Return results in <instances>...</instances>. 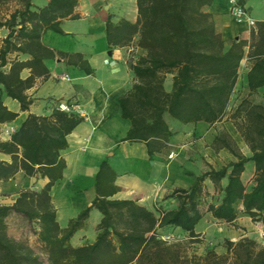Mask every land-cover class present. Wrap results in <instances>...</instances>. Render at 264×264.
Listing matches in <instances>:
<instances>
[{
    "label": "trees",
    "instance_id": "16d2710c",
    "mask_svg": "<svg viewBox=\"0 0 264 264\" xmlns=\"http://www.w3.org/2000/svg\"><path fill=\"white\" fill-rule=\"evenodd\" d=\"M7 1L11 0H0V4ZM12 1H17L20 7L8 17H0V29L7 30L0 45V88L25 111L32 103L26 89L35 75L48 74L43 59L54 57L52 50L41 43V35L48 30L63 34L60 21L78 17L73 13L78 0H47L39 7L32 0ZM210 2L136 0L134 24L122 21L114 26L110 16L107 18L108 44L126 43L137 35V45L146 50L145 56L130 63L136 82L118 103L121 117L130 121L122 141L144 143L149 156L160 152L174 135L166 117L182 124L202 121L211 125L221 121L227 112L243 57V44L233 40L228 49L224 48L212 16L202 10ZM12 53L28 55L30 59L10 60ZM8 65L7 71L3 70ZM25 67L30 68L31 75L22 79L20 72ZM168 73L172 74L169 90L164 86V75ZM247 84L250 94L264 86L261 59H256L249 69ZM16 116L0 97V125ZM230 118L250 155L235 150L226 133L216 135L214 145L229 150L237 161L201 174L188 189L175 190L171 194L177 200L174 208L155 217L132 201L99 196L61 228L50 189L65 168L60 152L68 145L66 137L83 118L59 107L47 115L29 113L8 139L0 138V153L9 157V161L0 159V182L18 171L28 177L47 178L48 182L40 189L21 190L11 205H0V264H42L31 246L7 233L5 218L11 212L37 224V237L46 250L48 264H176V252L159 239L156 230L180 228L191 238L197 236L195 225L201 218L200 195L205 178L218 183L227 177L220 202L208 206L215 219L232 221L238 202L246 214L255 218L264 209V104L247 96L233 109ZM248 162L255 167V184L247 191L240 174ZM96 189L99 193V188ZM92 208L102 214L96 237L91 243L73 247L70 239L84 226ZM226 247L232 259L227 264H264V246L251 239L235 243L226 240ZM208 254L214 256L213 263H220L213 252Z\"/></svg>",
    "mask_w": 264,
    "mask_h": 264
},
{
    "label": "crops",
    "instance_id": "0c3cea01",
    "mask_svg": "<svg viewBox=\"0 0 264 264\" xmlns=\"http://www.w3.org/2000/svg\"><path fill=\"white\" fill-rule=\"evenodd\" d=\"M232 1L243 7L247 18L254 21L253 26L248 21L239 22L234 18L230 12ZM100 5L101 0H93L84 7L83 2L78 0L73 12L78 17L60 21L59 27L63 34L48 30L41 35V43L52 50L54 57L43 59L48 74L35 75L32 85L26 89L25 93L32 99L27 110L22 111L19 103L6 96L0 88L3 104L17 113L13 121L3 123L0 127H12L14 131L29 113L47 115L59 105H71V112L83 118L66 137L68 145L60 152L65 168L62 177L50 189L56 220L61 228L66 227L70 219L99 196L107 200L132 201L159 217L163 211L176 206L177 200L171 196L175 190L188 189L201 174L211 169L219 170L229 162L237 161L232 155L227 162H224V158L220 160L219 167H201L212 153V149L204 145L211 144L218 135L213 128L218 123L210 125L200 121L182 124L173 119L172 123L166 120L174 135L160 152L152 156H149L144 143L122 141L130 121L121 117L118 99L136 82L130 63L145 56L146 50L137 45V35L126 43L108 44V16L115 26L121 17L135 23L137 14L133 10L127 15L122 9L121 14L113 15L112 10H106V6L100 9ZM85 8L88 9L86 14L83 12ZM202 10L212 16L214 28L224 42L225 49L229 48L233 40L243 44V57L238 66V77L227 106L228 111L243 98L264 92L262 86L250 94L247 84V73L253 62L261 59L264 64V0H211ZM0 30L5 32L3 39L7 30ZM10 56V60L30 59L24 54L12 53ZM30 75L28 67L20 72L22 79ZM237 96L241 98L235 102ZM220 125V134L226 133L240 151H243L242 147H247L248 152L243 151L242 155L249 156L250 150L234 124L221 120ZM219 149L224 154L227 151L226 148ZM170 154H175V157L168 158ZM0 159L9 161V157L1 153ZM199 161L201 164L198 165ZM21 177L26 178L25 186L20 185L18 188L40 189L48 182L47 178L25 176L22 171L9 180L16 184ZM240 179L247 191L254 186L255 167L252 162L245 164ZM226 184L227 177L218 183L210 178L202 181L199 206L201 218L195 225V232L198 233L208 220L220 222V236L229 240L256 236L264 231V209L252 218L243 211L241 202L236 205V217L232 221L218 220L212 216L208 206H217ZM3 186L2 181L0 188ZM96 188H99V193ZM101 218L100 211L92 208L84 226L71 237L70 244L78 247L93 242ZM175 230L184 232L180 228Z\"/></svg>",
    "mask_w": 264,
    "mask_h": 264
},
{
    "label": "rangeland",
    "instance_id": "374dc122",
    "mask_svg": "<svg viewBox=\"0 0 264 264\" xmlns=\"http://www.w3.org/2000/svg\"><path fill=\"white\" fill-rule=\"evenodd\" d=\"M81 1L83 2V6L84 5L87 6V4H89V2L93 0H81ZM46 2L47 0H32V3L35 7L43 6ZM103 6L107 7L106 10H112L114 12L113 15L121 14V12L123 11L122 9H125V13L127 15H130L133 10L136 11L137 14L136 0H101L100 9H102ZM19 7L20 4L17 1L11 0L1 3L0 17L2 18L8 17L12 11H14ZM86 11H88V9L86 10L85 8L83 12H85L86 14L87 13ZM122 21H128V20L125 19V17H121L118 24ZM4 34L5 32L3 30H0V41L4 36ZM9 57L11 58V56ZM3 70H7V66L3 67ZM171 81H172V74L169 73L165 74L164 86L165 88H167V90L170 89L169 87L171 86ZM240 98H241L240 96H237L235 98V102H238ZM249 98L255 103L264 104L263 91L257 92L256 94H252L249 96ZM63 107L62 105H59L60 109L66 111L72 110L73 108L71 107V105H69L68 109H65V106ZM233 109L234 108H231L226 112V114L222 118L223 121L225 122L228 121L234 124L233 120L230 118ZM166 120L169 123L173 122L170 117H166ZM216 123L218 124L214 125L213 128L218 132L219 135L221 128L220 121ZM7 128H11V127H7ZM7 128L0 127L1 139H4L11 134L10 133L8 135L5 132ZM232 145L233 148L241 154L243 151L248 152L247 147H242L243 151H240L238 146L233 141H232ZM204 146L210 147L212 149L211 155L208 156V161L204 160L202 162L203 164H201L200 161L198 162V165L201 164V167H203L204 169L207 167L212 168V166L214 165L215 167H219L220 160L224 158V162H227L229 157L233 155L229 150L224 151L225 154L222 151L220 152V149L214 145V142H212L211 144L206 143ZM173 157H175V154H173ZM25 179H26L25 177H21L20 179H18L16 184L12 183L9 179L3 181L4 186L3 188H0V205L13 204L18 193L23 189H28V188H18V186L20 185L25 186V181H24ZM5 224L9 236L14 238L15 240L24 242L29 246H31L33 250L39 255L42 264H48L46 258V250L37 237L38 227L35 222H30L29 220H27L26 217L17 214L15 212H11L5 218ZM262 233H264V231L260 232L256 236L242 237L240 239L229 240L226 238H222L220 236V222L208 220L205 226H203L201 230L198 233H196L197 236L194 238H191L190 236H188V234L184 232L176 231L175 229H171L168 231H160L158 233V237L160 240L164 241L167 245L171 246L170 248L171 251L176 252L178 258L176 264H215L213 263L215 259L213 258L214 256L208 254V252L210 251L213 252L215 256L220 258L219 264H227L232 259H231V254L230 252H228L226 247V240L235 243L241 239L248 238L253 240L255 244L264 246V237L262 236Z\"/></svg>",
    "mask_w": 264,
    "mask_h": 264
},
{
    "label": "built area",
    "instance_id": "2783aa9c",
    "mask_svg": "<svg viewBox=\"0 0 264 264\" xmlns=\"http://www.w3.org/2000/svg\"><path fill=\"white\" fill-rule=\"evenodd\" d=\"M230 12H231V14L234 16V18H235L237 21H239V22H242V21H248V23H249L251 26L254 25V21L251 20V19H249V18H247V16H246V12H245V10L243 9V7L240 6V5H238L237 3L233 2V1H232V5H231V8H230ZM62 107H63V106H62ZM63 109H64V107H63ZM65 109H67L66 106H65ZM5 132L9 135L10 133L13 132V128H12V127H11V128H7V129L5 130ZM172 156H173V155L170 154V155L168 156V158H171ZM262 236L264 237V233H262Z\"/></svg>",
    "mask_w": 264,
    "mask_h": 264
}]
</instances>
